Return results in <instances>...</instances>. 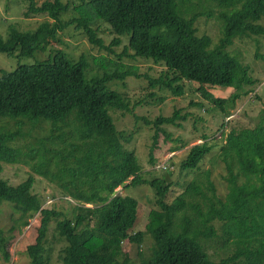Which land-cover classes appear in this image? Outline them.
<instances>
[{
    "label": "trees",
    "instance_id": "1",
    "mask_svg": "<svg viewBox=\"0 0 264 264\" xmlns=\"http://www.w3.org/2000/svg\"><path fill=\"white\" fill-rule=\"evenodd\" d=\"M77 1L90 11L91 19L110 26L115 34L112 46L121 45L127 36L124 52L130 50L133 58L166 68L163 75L148 77L150 86L182 96L188 82L223 119L231 117L237 98L253 91L257 79L227 48L235 37H264V25L258 23L264 16V0ZM23 2L24 16L46 15L51 21L45 19L25 31L10 23L7 38L0 37V53L7 58H31L44 52L57 41L58 32L74 21L92 45L111 51L85 17L61 18L68 8L66 0ZM210 3L221 8L222 33L213 46L208 35L196 34L195 27L197 15H209ZM88 68L84 56L69 59L65 51L56 49L45 60L0 73V172L2 164L27 165L31 170L17 184L0 177V203L6 201L21 213H38L34 242L25 251L29 264H49L46 247L51 222L56 241L63 244L62 264H264V115L256 124L231 128L218 145L214 157L224 165L223 196L211 178L212 168H203L215 146L203 135L202 143L191 146L179 165L194 175L167 200L172 184L167 172L161 177L142 175L135 153L124 147L129 136L117 128L110 112L131 111L124 94L107 84L131 72L86 76ZM214 86L235 91L219 97L208 90ZM186 116L175 110L146 120L154 126L150 165H154L161 125ZM35 127L45 134L34 135ZM17 142L25 145L13 146ZM159 167L165 170L168 165ZM33 173L74 201L71 216L46 205V198L33 192ZM141 184L154 190L157 204L146 213L152 239L147 257L142 250L145 231L140 228L143 207L136 197L117 193L119 186ZM12 238L0 227L2 263L11 261ZM124 243L138 245V262L126 255L119 258Z\"/></svg>",
    "mask_w": 264,
    "mask_h": 264
},
{
    "label": "rangeland",
    "instance_id": "2",
    "mask_svg": "<svg viewBox=\"0 0 264 264\" xmlns=\"http://www.w3.org/2000/svg\"><path fill=\"white\" fill-rule=\"evenodd\" d=\"M40 4L44 0H35ZM68 3L67 11L62 14L63 20H74L85 17L89 26L95 29L96 36L103 39L106 47H111V51L101 49L92 45L82 26L77 27L78 23L73 22L57 34V41L52 47L44 52H38L31 58H7L0 53V73L11 71L18 64L34 63L35 60H45L51 50L60 49L67 53L69 59L77 60L84 56L89 63L86 76L103 75L104 73L131 72L123 80L114 79L108 82L110 88L122 92L125 101L131 111L112 109L110 112L119 130L124 131L129 136V141L124 143V147L135 153L138 163L142 166V175L146 178L150 176L161 177L165 175L171 181L170 191L166 195L167 200H172L182 188L190 181L193 172L181 170L180 162L184 160L188 149L196 144L202 143V136L207 135L208 141L214 146L212 153L206 158L205 166L212 168L211 178L217 187V192L223 196L226 191L225 182L221 178L224 175V165L215 159L214 155L218 152V145L222 143L224 135L231 129H240L249 125L256 124L261 115H264V37L263 36H241L235 37L232 44L227 48L228 52L236 56L237 59L248 67L253 78L257 79L256 84L251 88L253 91L247 96H240L231 107V117L221 118V113L216 109L210 108L208 99H202L201 95L195 93L193 86L185 82V93L182 96H173L170 92L159 89L157 86H150L148 77L156 78L163 75L166 68L163 65H155L151 61L133 58L130 50L124 52L126 47V37L119 46H112L111 43L115 34L110 26L97 18H92L90 11L82 6L77 0H66ZM209 15H197L195 20L196 34L208 35L211 38L212 46L216 45L221 37V21L218 14L221 8L214 3L208 7ZM25 3L23 0H0V37L6 39L8 36L7 26L11 23L22 31L33 30L39 23L47 18L46 15L24 16ZM51 21V19H49ZM258 23L264 25V16ZM125 53V54H124ZM208 90L215 96L228 97L235 91L232 87L214 86ZM153 92V96L149 93ZM197 102V103H196ZM198 103L202 104L201 106ZM175 110L179 114H187L185 119L177 118L174 124H162L163 132L158 135L156 149L153 152L154 165L149 163V148L152 145V135L154 126L146 120H153L158 115H171ZM231 118V119H229ZM229 119V120H228ZM46 127L45 124H43ZM9 127H13L11 124ZM32 133L36 136L45 134L43 130L35 127ZM166 134L169 138H166ZM29 141V140H27ZM25 145L17 142L13 146ZM173 148H178L173 151ZM168 165L167 169H161L162 164ZM31 170L27 165H7L2 164L0 177L7 180L10 184H17L24 180ZM35 182L33 192L38 196L46 198V205L53 206L56 210L62 211L71 216L74 203L67 196L61 195L56 185L47 179L33 173ZM119 194H130L136 197L142 205L143 220L140 226L145 231L142 238L143 255L147 257L152 246V239L148 233L150 218L147 216L148 208H157L154 190L148 184L138 186L117 188ZM51 227L48 233V244L46 247V257L49 264H62L59 260V249L62 243L56 241V237ZM39 224L38 213L32 215L21 213L11 206L10 203L2 201L0 203V227L4 235L13 237L10 245L11 261L0 264H29L26 255V247L34 242L36 229ZM139 221L136 223V228ZM15 227L12 231L10 228ZM139 248L137 244L124 243L118 254L120 259L128 256L131 260L138 262Z\"/></svg>",
    "mask_w": 264,
    "mask_h": 264
}]
</instances>
